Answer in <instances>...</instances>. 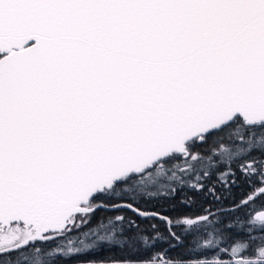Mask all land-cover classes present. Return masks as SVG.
<instances>
[{"label":"snow or ice","instance_id":"obj_1","mask_svg":"<svg viewBox=\"0 0 264 264\" xmlns=\"http://www.w3.org/2000/svg\"><path fill=\"white\" fill-rule=\"evenodd\" d=\"M257 177L228 224L203 207L209 194L222 199L215 184ZM173 185L187 191L168 215L163 203L138 205L137 193L163 200ZM260 198L264 0H0V264H66L150 243L135 221L96 216L108 208L159 220L156 239L218 247ZM198 201L202 215L177 210ZM256 220L264 232V211ZM247 247L235 239L232 254ZM259 256L236 264H264V246ZM76 264L139 262L113 254Z\"/></svg>","mask_w":264,"mask_h":264},{"label":"trees","instance_id":"obj_2","mask_svg":"<svg viewBox=\"0 0 264 264\" xmlns=\"http://www.w3.org/2000/svg\"><path fill=\"white\" fill-rule=\"evenodd\" d=\"M200 147L207 148L209 145H201ZM203 154V153H202ZM210 154V153H209ZM181 167H186L181 165ZM199 168V166H198ZM203 171V169H200ZM220 171H224V168H220ZM212 181H215V175L212 176ZM166 183V182H165ZM253 186L259 187V177H257L252 185L246 183H238L237 185H232L228 189H222L220 185L217 183L215 184L216 188V195L221 196L222 199L220 201L214 200L213 196L209 194L206 199L203 200V207L208 208L212 213L216 214L213 216V219L218 220L219 218H223L225 224H228L229 221L232 219V215L228 214V210H230L234 203H239L241 199L247 196L250 192L253 191ZM173 187H177V185H173ZM207 187H213V184L210 182L207 184ZM207 190V188L205 189ZM150 192H155L156 189H149ZM163 189H161V193H163ZM187 191L183 188H178V191L175 196L169 197L166 199L161 200L160 197L149 198L147 193H137V203L144 211H155L157 210L161 204L165 205V215H168L167 207L177 204L178 201L183 199L182 192ZM188 196L193 197V193L188 191ZM226 197V198H225ZM195 198V197H193ZM104 197H98V200H103ZM262 201L264 198L258 199L255 203L250 204L247 209H245L246 215L241 217V223L239 226L233 228V240H224V242H218V247L213 246L211 248L207 247L204 238H201L199 243L203 245V247L197 249L195 247L196 241H193L191 245L184 243L182 246L175 245L174 241H165L163 239H156V232H151L150 225H160L159 220H147L144 218H137L136 215L126 208L124 209H101L100 211L96 212V216L100 217L103 215L105 217L104 222L107 223L108 218L114 219L116 216H124L127 217L128 220L135 221L136 224L139 225L140 235H146L149 232L151 233V237L153 238L150 240L148 245H144L141 243V246L138 250L128 253V252H109L107 249H104L100 252H91L86 256L74 257V258H65L66 264H76L77 259H85V258H92V257H104V256H111L113 254L117 255L120 258H130L135 261H138L139 264H148L151 261V264H164L167 260H183L185 264L189 261H209L211 264H217V262L223 261L224 264H236L238 260H253L259 261L261 258L259 256V250L264 244V232L259 230V221H257L253 217V213L256 210L264 209L261 206ZM118 202H131V198L126 201H121L120 199L112 200L111 203H118ZM179 212L183 214L187 213H194L195 215H202L204 214L201 210L200 202L198 201L195 205L191 207H184L183 209H177ZM219 210V211H218ZM174 215V219H180L181 216ZM233 215H239V213H234ZM251 220L252 224L249 225L247 222ZM127 222H125L124 227H127ZM172 227L174 231L178 234L184 231V226L182 225H169ZM86 230V229H85ZM161 231L163 235L162 226L158 229ZM211 230V229H209ZM191 239V238H190ZM235 239H242L247 245V249L244 251L243 255L239 253L233 255L231 250V244L234 242ZM55 247V245H52ZM119 247V246H116ZM154 257H158V259H153Z\"/></svg>","mask_w":264,"mask_h":264},{"label":"water","instance_id":"obj_3","mask_svg":"<svg viewBox=\"0 0 264 264\" xmlns=\"http://www.w3.org/2000/svg\"><path fill=\"white\" fill-rule=\"evenodd\" d=\"M120 203H124V202H118V203H116V204H120ZM110 209H115V208H110ZM261 211H264V209H259V210L254 211V213H253V217L256 219V216H257Z\"/></svg>","mask_w":264,"mask_h":264}]
</instances>
